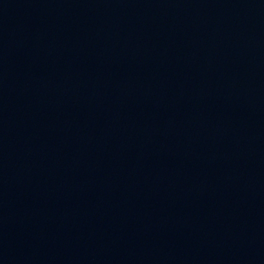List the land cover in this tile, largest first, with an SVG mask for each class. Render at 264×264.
Masks as SVG:
<instances>
[{"label":"water","instance_id":"1","mask_svg":"<svg viewBox=\"0 0 264 264\" xmlns=\"http://www.w3.org/2000/svg\"><path fill=\"white\" fill-rule=\"evenodd\" d=\"M0 264H264V0H0Z\"/></svg>","mask_w":264,"mask_h":264}]
</instances>
